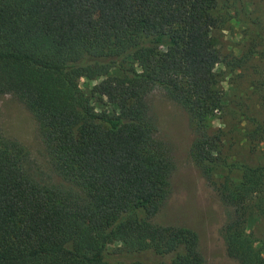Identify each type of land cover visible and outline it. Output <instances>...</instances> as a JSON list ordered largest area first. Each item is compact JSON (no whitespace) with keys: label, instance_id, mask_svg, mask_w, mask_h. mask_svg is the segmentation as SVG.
Listing matches in <instances>:
<instances>
[{"label":"trees","instance_id":"1","mask_svg":"<svg viewBox=\"0 0 264 264\" xmlns=\"http://www.w3.org/2000/svg\"><path fill=\"white\" fill-rule=\"evenodd\" d=\"M241 2L0 0V97L29 111L47 164L0 132V264H205L196 232L154 222L175 172L147 102L155 89L188 115L192 164L218 177L226 256L264 264L248 228L264 217V164L236 161L223 144L234 129L208 125L231 114L245 143L264 144V79L250 83L251 107L217 88L226 74L210 33L238 13L248 23ZM254 28L246 57L264 62ZM81 79L113 113L91 107Z\"/></svg>","mask_w":264,"mask_h":264},{"label":"rangeland","instance_id":"2","mask_svg":"<svg viewBox=\"0 0 264 264\" xmlns=\"http://www.w3.org/2000/svg\"><path fill=\"white\" fill-rule=\"evenodd\" d=\"M241 4L248 23L243 22L238 13V19H232L223 28L212 30L210 40L221 61L217 71L226 74L225 82L217 88L231 105L243 99L251 107L254 99L250 95V83L257 77L264 79V62L254 56L247 59L246 55L252 47L250 38L255 31L254 27L257 25L264 32V0H242ZM254 22L255 26L251 24ZM93 84L84 79L79 82L91 107L98 113H113V107L105 100L90 96ZM147 102L158 127V138L168 148L175 163L171 194L155 216L154 222L163 226L186 227L196 232L205 264H235L226 256L219 233L224 222V210L213 188L218 177L210 181L203 178L189 157L192 133L188 115L159 89L148 95ZM208 125L211 130L234 129L226 133L223 144L236 161L251 165L264 164V144L245 143L240 133L243 126L238 119L231 118V114H215L208 119ZM0 132L6 138L18 141L28 150L36 166L47 170L37 124L22 102L14 96L0 97ZM248 228L264 245V217L251 218ZM113 250L109 247L107 251Z\"/></svg>","mask_w":264,"mask_h":264}]
</instances>
